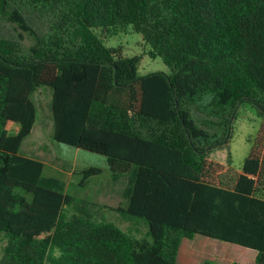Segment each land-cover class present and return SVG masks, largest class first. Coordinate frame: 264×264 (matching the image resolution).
Listing matches in <instances>:
<instances>
[{
    "label": "trees",
    "instance_id": "obj_1",
    "mask_svg": "<svg viewBox=\"0 0 264 264\" xmlns=\"http://www.w3.org/2000/svg\"><path fill=\"white\" fill-rule=\"evenodd\" d=\"M126 27L165 71L140 75V56L106 44ZM42 86L52 140L105 158L116 210L144 236L93 218L20 153ZM244 104L261 120L236 168L210 152L229 144ZM79 172L83 182L100 169ZM0 234V264H177L195 235L264 264V0H0Z\"/></svg>",
    "mask_w": 264,
    "mask_h": 264
},
{
    "label": "rangeland",
    "instance_id": "obj_2",
    "mask_svg": "<svg viewBox=\"0 0 264 264\" xmlns=\"http://www.w3.org/2000/svg\"><path fill=\"white\" fill-rule=\"evenodd\" d=\"M46 20L40 25L43 26ZM6 34L15 32L9 25H4ZM108 46L120 47L123 55L140 56L138 72L140 75L155 71H165L167 67L160 57L151 58L147 54L141 35L134 33L130 27L121 29L113 35L104 33ZM25 46L33 43L30 36L23 40ZM51 90L39 87L32 94L36 106V120L29 136L22 141L20 153L41 160L44 163V174L63 179L66 191L78 198L89 201L88 211L95 219L106 218L115 221L122 229L137 237L146 232V225L141 221H130L122 218L116 210L123 206L119 192L110 184V172L101 155L77 149L73 146L52 140V118L50 113ZM260 116L257 109L251 105L240 106L231 124L229 144L221 149L212 150L210 156L223 163L239 168L247 155L251 142L259 128ZM97 167L100 173L82 182L80 170ZM74 209L67 207L70 215ZM6 243L0 234V258ZM255 251L221 240L195 235L193 238L181 240L177 264H197L205 260L213 264H254Z\"/></svg>",
    "mask_w": 264,
    "mask_h": 264
},
{
    "label": "crops",
    "instance_id": "obj_3",
    "mask_svg": "<svg viewBox=\"0 0 264 264\" xmlns=\"http://www.w3.org/2000/svg\"><path fill=\"white\" fill-rule=\"evenodd\" d=\"M31 131H32V130H31ZM29 135H30V134H29ZM29 135H28V136H29ZM29 157H30V156H29ZM33 158H34V157H33ZM43 174H44V168H43ZM44 175H45V174H44ZM45 176H50V175H45ZM65 183H66V182H65ZM66 189H67V188H66Z\"/></svg>",
    "mask_w": 264,
    "mask_h": 264
}]
</instances>
